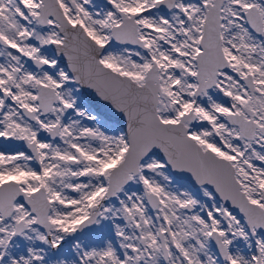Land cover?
Returning <instances> with one entry per match:
<instances>
[{"label": "snow or ice", "instance_id": "1", "mask_svg": "<svg viewBox=\"0 0 264 264\" xmlns=\"http://www.w3.org/2000/svg\"><path fill=\"white\" fill-rule=\"evenodd\" d=\"M96 7L0 0V264H264V0Z\"/></svg>", "mask_w": 264, "mask_h": 264}, {"label": "rangeland", "instance_id": "2", "mask_svg": "<svg viewBox=\"0 0 264 264\" xmlns=\"http://www.w3.org/2000/svg\"><path fill=\"white\" fill-rule=\"evenodd\" d=\"M93 3H94V5L97 6L96 9H95V10H97V11L103 10L104 7H105V4H103V3H99L98 1H95V2H93ZM13 51H14V50H13ZM0 143H2V142H0Z\"/></svg>", "mask_w": 264, "mask_h": 264}, {"label": "flooded vegetation", "instance_id": "3", "mask_svg": "<svg viewBox=\"0 0 264 264\" xmlns=\"http://www.w3.org/2000/svg\"><path fill=\"white\" fill-rule=\"evenodd\" d=\"M95 1H98L99 3H103V4L106 3V0H93V2H95Z\"/></svg>", "mask_w": 264, "mask_h": 264}]
</instances>
